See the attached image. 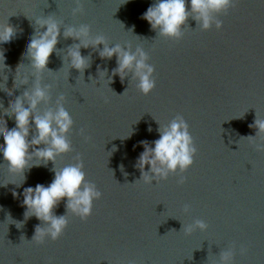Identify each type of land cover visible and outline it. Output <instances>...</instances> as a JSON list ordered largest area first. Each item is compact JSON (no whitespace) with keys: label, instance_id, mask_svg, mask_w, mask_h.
<instances>
[{"label":"water","instance_id":"obj_1","mask_svg":"<svg viewBox=\"0 0 264 264\" xmlns=\"http://www.w3.org/2000/svg\"><path fill=\"white\" fill-rule=\"evenodd\" d=\"M153 2L79 0L82 11L73 14L76 0H0V25L14 29V38L0 44L5 64L0 62V125L14 126L7 97L32 86L25 52L32 35L43 31L35 18L51 16L61 35L41 74V86H51L49 99L37 112L54 108L64 96L73 120L72 151L57 157L55 167L74 163L79 155L86 180L101 192L84 221L66 213L62 199L53 212L66 215V228L55 241L36 243L34 228L42 222L24 220L23 198L10 193L46 186L53 164L26 170L25 182L16 188L22 177L0 161V185L7 184L0 187V264H218L229 246L232 264H264V151L255 147L264 137L247 138L255 135L248 125L256 115L264 118V0H235L217 16L219 30L201 31L189 17L179 40L157 35L141 19ZM80 24L89 25L92 36L103 35L109 46H141L154 68L152 91L141 94L131 74L123 83L118 76L108 83L116 58L101 59L99 45L80 49L88 62L82 75L70 68L66 53L78 41L62 33ZM17 70L26 84L18 83ZM177 115L193 138V164L182 174L145 184L134 167L143 151L138 142L157 139L156 122L166 125ZM195 220L204 221L206 230L185 234L182 226Z\"/></svg>","mask_w":264,"mask_h":264},{"label":"clouds","instance_id":"obj_2","mask_svg":"<svg viewBox=\"0 0 264 264\" xmlns=\"http://www.w3.org/2000/svg\"><path fill=\"white\" fill-rule=\"evenodd\" d=\"M76 3L77 7L73 9V14L82 11L79 0H76ZM234 3L235 0H154L142 13L141 19L146 21L157 35L179 40L184 34L189 17L196 21L201 31H207L213 26L219 30L222 21L217 16L227 13ZM34 23L38 29H43L32 35L25 52L34 79L30 89L14 98L11 95L7 97L10 101L8 119L14 121V126L8 128L5 123L0 125V141H2L0 161L7 165L9 173L22 177L16 188H20L25 182L26 170L32 167H47L48 163L52 162L53 167L50 171L53 173V178L46 186L37 183L34 186L23 187L19 193L15 189L10 193L13 199L18 196L23 198L20 205L24 208V220L35 217L42 222L43 226L41 224L35 226L31 241L43 243L46 238L55 241L67 226L66 215L57 216L53 212L62 199L66 213L84 221L91 214L93 201L100 199L101 192L97 190L95 184L86 180L79 155L74 157V163L60 168L55 167L57 157L72 151L68 134L73 120L63 106V95L57 97L54 108L49 107L43 112H37V106L41 103L46 104L49 99L48 90L51 86L47 84L41 86V74L46 70L49 56L55 50L61 31L59 23L51 16L37 17ZM182 25L185 26L183 29ZM62 35L78 41L68 49L66 55L70 68L77 70L81 75L88 67V62L87 57L81 55L80 49L89 46L97 48L99 45L102 46L98 52L101 59H111L114 55L116 58V67L111 70L108 83L113 76H118L123 83L124 78L131 74V80L135 81V88L141 94L147 95L155 87L154 68L147 62L148 55L141 46H136L134 50L130 44L122 46L116 43L109 46L103 35H90V27L87 24L68 26ZM13 38L14 29L8 23L0 25V44H7ZM0 62L5 67L3 51H0ZM18 70V83L26 84L27 77L22 76ZM100 76L103 78L104 73L101 72ZM0 107L3 105L0 104ZM156 123L158 138L151 142L146 140L138 142L143 151L138 154L134 164V167L140 171L139 180L145 184H152L153 181L158 183L171 174L184 173L193 164L196 153L188 125L180 115L175 116L166 125ZM248 127L256 129L254 136H247L250 140H254L257 136L264 137V118H258L256 115ZM147 131L151 132V127ZM131 134L130 131L125 138L130 137ZM136 146L133 145V148L135 149ZM255 147L257 151H264V143H257ZM145 165H148L147 171L144 170ZM120 167L123 168L122 165ZM183 182L184 177L180 175L177 183ZM188 210L186 205L184 211L188 212ZM22 223L23 221L16 222V227L20 228ZM182 227L185 234H190L195 229L205 231L207 225L202 220H195L192 224ZM244 251L241 248V253ZM233 256V247L229 246L221 252L218 264H232Z\"/></svg>","mask_w":264,"mask_h":264}]
</instances>
